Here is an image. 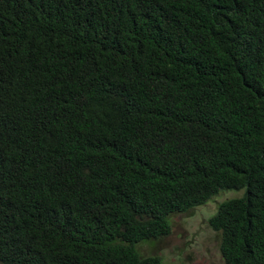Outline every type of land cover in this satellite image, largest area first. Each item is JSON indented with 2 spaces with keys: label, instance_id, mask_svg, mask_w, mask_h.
<instances>
[{
  "label": "trees",
  "instance_id": "obj_1",
  "mask_svg": "<svg viewBox=\"0 0 264 264\" xmlns=\"http://www.w3.org/2000/svg\"><path fill=\"white\" fill-rule=\"evenodd\" d=\"M225 191L224 264H264V0H0L1 264H163Z\"/></svg>",
  "mask_w": 264,
  "mask_h": 264
},
{
  "label": "rangeland",
  "instance_id": "obj_2",
  "mask_svg": "<svg viewBox=\"0 0 264 264\" xmlns=\"http://www.w3.org/2000/svg\"><path fill=\"white\" fill-rule=\"evenodd\" d=\"M243 192H221L206 204L172 216L169 236L138 245L143 256H160L163 264H224L221 237L209 225L221 203ZM1 264V262H0Z\"/></svg>",
  "mask_w": 264,
  "mask_h": 264
}]
</instances>
